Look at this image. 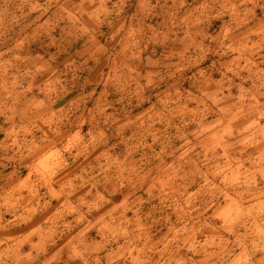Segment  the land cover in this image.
Returning <instances> with one entry per match:
<instances>
[{"label":"clouds","instance_id":"9594fccd","mask_svg":"<svg viewBox=\"0 0 264 264\" xmlns=\"http://www.w3.org/2000/svg\"><path fill=\"white\" fill-rule=\"evenodd\" d=\"M0 264H264V0H0Z\"/></svg>","mask_w":264,"mask_h":264}]
</instances>
